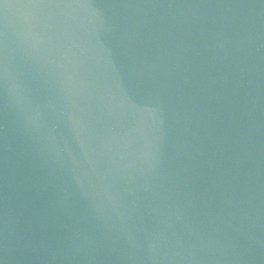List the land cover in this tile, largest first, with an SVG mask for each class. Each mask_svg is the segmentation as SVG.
I'll use <instances>...</instances> for the list:
<instances>
[{"label": "water", "instance_id": "95a60500", "mask_svg": "<svg viewBox=\"0 0 264 264\" xmlns=\"http://www.w3.org/2000/svg\"><path fill=\"white\" fill-rule=\"evenodd\" d=\"M0 264H264V0H0Z\"/></svg>", "mask_w": 264, "mask_h": 264}]
</instances>
